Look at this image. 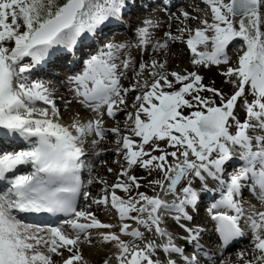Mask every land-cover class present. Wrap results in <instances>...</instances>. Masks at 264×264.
Listing matches in <instances>:
<instances>
[{
    "label": "snow or ice",
    "instance_id": "6c2138e0",
    "mask_svg": "<svg viewBox=\"0 0 264 264\" xmlns=\"http://www.w3.org/2000/svg\"><path fill=\"white\" fill-rule=\"evenodd\" d=\"M203 3L205 16L211 19H200L201 26L195 29L178 30L188 34L185 43L193 65L229 64L227 47L237 38L242 40L244 50L236 65L228 66L223 73L235 88L230 96L204 85L196 71L165 74L167 61L155 59L140 63L136 72L140 77L150 70L151 83L137 79L130 88H123L120 78L124 72L120 69H129L132 61H117L127 45L108 42L85 61L81 73L71 78L80 103L96 114L95 118L86 122L74 119L65 126L56 119L59 110L49 88L41 81H29L25 74L53 52L71 51L85 34H95L112 18H119L126 0H0V145L17 140L29 145L0 152V182L6 184L0 190V264H56L53 255L62 257L61 250L70 253L62 264H87L78 247L81 235L91 243V230L114 225L102 223L91 211L77 210L76 198L83 185L81 171L92 169L83 159L87 155L84 144L91 136V144L97 146L108 132L118 137L116 151L127 165L120 175L126 181L118 177L110 193L91 203L110 205L121 222L119 232L132 238L125 241L114 232L98 233L103 242H112L118 249L117 264H199L196 254L185 255L174 242L173 233L162 224L165 216L173 213L177 224L181 219L191 220L186 208L198 205L201 193L209 191L210 180L217 185L214 190L220 192L211 206L216 210L211 219L216 222L221 247L245 236L247 227L252 247L250 253L238 252L237 260L264 264V210L254 205L245 209L242 200L243 190L248 188L264 203V0ZM181 15L185 20L198 19L187 11ZM143 24L137 30L139 46L149 45L150 28L158 27L151 19ZM164 35L167 40L157 41L155 48L164 49L169 41L182 39V35L173 36L171 32ZM26 57L31 63L23 62ZM137 87L142 91L134 98L133 111H128L126 96ZM205 91L219 97L220 104L200 95ZM240 99L245 111L243 121L234 114ZM38 101L50 108L36 107ZM184 108L196 110L184 115ZM102 109L111 118L125 111V128L131 135L122 134L119 127L105 128ZM133 137L140 138L139 142ZM159 141H166L174 150L160 149ZM145 146H150L149 150ZM152 151L161 154L153 155ZM102 154L92 153L96 157ZM233 160L239 164L229 171ZM21 167H30L31 171L17 173ZM133 167L146 169L149 174L152 170L161 173V179L148 183L172 199L143 192L133 197L132 190L141 187L138 178L129 174ZM194 179L201 181L199 189L193 186ZM117 189L128 193L127 198L117 195ZM84 195L87 198L89 194ZM58 213L70 218L57 226L25 223L18 218L21 214ZM125 220L134 221L138 227L130 228ZM180 226L189 233L187 242L203 251L200 230ZM249 255L251 258H247ZM220 264L231 262L223 260Z\"/></svg>",
    "mask_w": 264,
    "mask_h": 264
},
{
    "label": "bare ground",
    "instance_id": "6f19581e",
    "mask_svg": "<svg viewBox=\"0 0 264 264\" xmlns=\"http://www.w3.org/2000/svg\"><path fill=\"white\" fill-rule=\"evenodd\" d=\"M162 1L163 0H126V7L124 8V10L126 12L130 11L131 18H132L131 24H134L136 27L140 28V27L144 26L143 22L145 20L151 19L153 21L154 25H158V27L150 28V32L152 35V41L149 45L139 46L138 45V36H134V34H133L130 37V36H126L124 34L127 32H126V28H125L124 24L120 21V19L122 18V14H121V16H120L121 18H112L110 20V22H108L104 26H102V28L100 30H98L95 34H92V33L85 34L81 39L78 40L77 44L74 46V48L71 51L60 49L58 51L53 52L52 55L47 57L39 65H36L29 72L30 77L31 78L33 77L34 80H36V81H37V79L41 80L42 78L43 79L45 78L44 80L49 81L48 82L49 85L53 84L54 87L49 89V91L50 90L52 91L51 95L58 93L59 96H61V98H62L60 103L57 102V105L61 106V108H62V106L64 105L63 102L68 101L67 105L64 106L62 109L63 112H65V115L71 116V115L78 114V113H84L90 119H94L96 114H94L90 109L85 108L81 103L75 101V93L72 89H70L69 84L65 85V83H62V82H59V83L56 82L55 83V81H57L61 78L56 74V72H58V71H54V69H55V67L63 68L62 69L63 71L72 73L73 70L80 63V60H78V58L83 56L87 50H89V51L92 50L91 51L92 55L95 54V52H96L95 49L98 48L100 43L106 44L108 42H113L116 44L127 45V47L122 50L123 54L119 57L117 63H120L121 61H123L125 59H131V61H132V65L129 69H126V70L123 68L120 69L121 71L124 72L123 77L125 78V80H124L125 84L123 83V85H128V87H129L130 81L133 80L132 82H134V79H135L134 77H136L137 67L139 66V64L144 62V61H147V60L151 61V59H150L151 56H156L157 58H154V59L158 60L159 62L167 61L166 66H168L169 68H174V67H176V64H179V68L176 70L174 69V71H176L177 73L186 74L187 72L196 71L197 74L202 76V77H205L209 73L213 72V71L210 72L209 70H207V68L213 69L214 66L217 67V66L225 65V64L210 65L207 67L203 66V65H193L190 61L192 58L191 52L185 53L183 51L181 52L179 50H174V48H173L174 46H168L167 48H164V49H157L154 47L157 41L163 42L162 39H164V37H165L164 34L166 32L172 33L174 31L175 27L177 29H180L177 27L180 25L183 26V28L188 27V28L195 29L197 22H200V19L207 17V16H205V12H206L204 9L205 5H202L203 0H173V1H171L172 4L169 7V9L171 8V10L172 9L174 11L176 10L175 15H173L171 13V16H172L171 18L168 17L170 15L168 13V11H165L162 7L160 8L158 6V3L160 5V3H162ZM167 2H168V0H167ZM178 4H179V8H177ZM152 5H154V6H152ZM182 6H184L182 8V10L189 12L190 17L195 16V17H198V19L189 18L188 20H185L183 18V16L181 15L182 10H178ZM150 8H153V10H150ZM142 10H145L147 13H149V12H151V13L150 14H146V13L142 14L141 13ZM126 17H128V15H126ZM175 17H181V19H182L181 23L177 26L175 25V22H174ZM113 33H115V34H113ZM177 33L181 34L183 37H188L187 33L182 34L179 30ZM135 35H137V33ZM165 40H167V39L165 38L164 41ZM233 42L234 41H232L226 49V50L229 49V51H227L228 56H229V61L232 59V57L234 55L239 54V53L242 54V51L244 50L241 46L240 49L236 50L234 48L233 51L231 52L232 49L230 47H231V44H233ZM168 43H169V45H171L170 42H168ZM199 50H201V51L204 50V46H202V45L199 46ZM208 50L211 51V45H210V47H208ZM23 62L24 63H31V59L26 57ZM180 69H182V71H180ZM74 71H76V70H74ZM203 71H205L206 73H203ZM50 75H53V76H50ZM50 77H52V78H50ZM48 78H50V79L48 80ZM150 79L152 80L151 76H150ZM169 79L172 80L174 78L169 76ZM59 81H62V80H59ZM132 82L130 85H132ZM55 85H56V91L53 90L55 88ZM176 87L178 88L179 85H176ZM133 91L129 92L126 96V102H127V106H128L127 110L128 111H132L131 107L128 104V101H129V98L131 97V94ZM36 104L38 105V102ZM55 104H56V102H55ZM43 105H45V104L42 103V105L37 106V107L43 108ZM102 111H104V110L102 109ZM123 117H124L123 120L122 119L118 120V118L112 120L105 113L103 116V121L109 120L110 124H108V125H111L112 127H114V125H117L123 132V130H128L127 128H125V123H124L125 119H126V115H124ZM142 118H144V117L142 116ZM129 124H130V122H129ZM109 141H113V140H111V139L109 140L108 137H105L104 140H102L100 142V144L97 146H93L91 144V141L88 142L87 144L91 148L90 151L97 152V149H99L100 147H102L104 144H106ZM136 141L139 142L138 137H136ZM9 145H11V144L6 143L3 145H0V148H3L4 146H9ZM112 152L116 153V155H117L116 158H118V159H119V157L122 156V154L118 153L117 151H112ZM107 155H108V153H107ZM110 159L111 158H109L108 161L111 163ZM235 161L236 160H233L232 163L228 165L229 171H231L229 169V167L233 166ZM97 163H98V160L96 161L95 164H97ZM115 165H118L120 167V168H118V171L122 170V168L127 167L126 162L122 166H120L118 163ZM136 169H137V167H133L132 169L129 170V173L134 172ZM100 170L101 169L98 170L97 167L92 169V171L98 172L97 174H99ZM84 172H86V170L82 171L83 180L86 179L83 176ZM89 176H88V178H89ZM142 178L145 179L144 177H142ZM108 179H111L110 176H108ZM119 179L126 181V177H123V176H121V178H119ZM94 184H96V181H94ZM94 184H93V186H94ZM106 184L107 183H105V185ZM198 184L199 185H197V182L195 180H193V186L194 187L200 188L201 181H199ZM112 185H113V183H111V186ZM94 189L95 188H93V190ZM208 189H209V191L201 193L197 206H189L187 208V210L193 208V215H192L193 219H196V218H194L196 216H198V217L200 216V214H198V212L200 210L202 211L203 208H204V210H206L205 206L202 207V205L204 204L203 203L204 200L205 199L207 200V198L210 197L211 195H214V194L216 195L218 193V190H214V189H217V185L215 184V182H212L211 180L208 183ZM248 191H249L248 188H245L243 190L244 193H246ZM135 192H136V189H133L131 192V195L133 197L136 196ZM117 195L124 197V198H127V196L129 194L119 190ZM219 195H220V192L218 193L217 197ZM78 200H79V203H80V200L83 201V199L80 198V194L78 196ZM217 200H213V201H217ZM209 203H211V202H209ZM212 204L213 203H211V205ZM82 205L84 207L88 208V209H83V210H90L91 211V207L89 208L88 205L85 206V204H83V203H82ZM251 205H254L257 210H264V203H262L261 201H257ZM104 210L105 209L103 207H99V205L94 206V208H92V211H95V213H97L99 216H103V217H105V211ZM215 211H216L215 209H211V207H210L209 208V212H211L210 214H209V212H201L200 221L201 220H204V221L207 220V221L200 228L198 226H196V227H198L197 229L200 230V236L202 234H205V236H207L206 233H208L209 236H207V237H209V239H210L209 241L213 242V244L215 242L218 243V246L216 247L217 250L215 251L216 255H212V252L210 251L211 255H208L205 258V260H206L205 264H211V263L220 264V262L223 260H228V261L232 262V264H237L236 263V262H238L237 256L236 257H234V256L229 257V255H226V253L229 252L230 250H233L236 246L242 245L243 240L245 241V237L243 236V237L239 238V242L237 244H233L232 246L223 250V248L221 247V244H220V238L215 231L216 222L211 219V216L215 213ZM195 212H196V214H195ZM135 214L136 213H133V215H135ZM230 214H232V213H230ZM173 216H174V213L166 215L165 219H164V223L162 224V226L166 227L170 232L173 233L175 243H179L180 245H183V246L184 245L190 246V243L188 244V242L186 240L189 233L183 232V231H181V229L179 230L176 221L173 219ZM111 219L112 218L109 215L107 217V220L111 221ZM193 219H192V221H193ZM124 223H128L130 225V228L138 227V225L134 221H131V220H125ZM41 226H43V225H41ZM186 227L188 228V225ZM211 227H213V233L210 230ZM189 228H193V227L191 226ZM248 230H247V228H245V235H247L248 233L251 235V231L250 230L248 231ZM141 231H144V229L142 227H141ZM98 232L109 233V232H112V230H110V229H107V230L98 229ZM180 233L184 235V237H182V239H180ZM118 234H121V233L119 232ZM212 234H214V235H212ZM146 235H148V234L146 233ZM120 236H121V239H123L125 241L132 239L131 237L125 236L123 234H121ZM217 237H218V240H217ZM157 239L159 240V238H157ZM199 242H201V241L199 240ZM104 245H105V248L101 247L100 249L99 248L97 249V244L95 246H87V247L83 246V252H82V248L80 249V252L85 256V258L90 259L91 264H104L105 260H108L109 264H117L115 254L117 253L118 249L114 246V243L109 242V243H105ZM245 247H246V249L242 252H249L250 253L251 249H248L249 245H245ZM193 249H194L193 251L197 252L195 247ZM61 251L63 252V255H65L64 254L65 250H61ZM68 255H70V254H67L66 256L68 257ZM66 256H64V257H66ZM247 258H251V256L249 255V257H247ZM53 260L56 262V264H62V260H59L58 255H53ZM238 264H243V261L238 262Z\"/></svg>",
    "mask_w": 264,
    "mask_h": 264
},
{
    "label": "rangeland",
    "instance_id": "374dc122",
    "mask_svg": "<svg viewBox=\"0 0 264 264\" xmlns=\"http://www.w3.org/2000/svg\"><path fill=\"white\" fill-rule=\"evenodd\" d=\"M164 4H165V0H163L162 3H160V5L158 3V6L160 8L162 7L165 11H168V13L170 14L168 17L171 18L172 17L171 16V13L173 15H175V13H176L175 11L176 10L174 11L173 9L171 10V8L170 9L169 8H165L163 6ZM202 5H205V4L202 3ZM152 6H154V5H152ZM183 7L184 6H182L178 10H182ZM204 7H205L204 9L206 11V5ZM177 8H179V4L177 5ZM150 10H153V8H150ZM141 13L142 14H145V13L146 14H150L151 12L147 13L145 10H142ZM206 18L209 19V20L211 19L210 18V15L207 16ZM131 19H132L131 18V13L128 14V17H125V21H127L128 23L126 24V27H125L127 33H124V34L126 36H130V37L133 34H134V36H137L135 34L137 33V30H138V27H136L134 24H131ZM181 21H182L181 17H179V19H176V17H175V21L174 22H175V25L176 26L179 25L181 23ZM199 26H201L200 25V22H197L196 27H199ZM177 27L178 28H183V26H181V25L180 26H177ZM177 32H178V29L175 27L174 31L171 34L173 36H181V34H179ZM113 34H115V33H113ZM165 38L167 39V37H164V39ZM187 38L188 37H183L182 36V39L175 40V41H169L171 43V45H169V43H168V46H174L173 47L174 50H179L181 52L182 51L185 52V53L190 52V50L187 48L186 43H185V41L187 40ZM164 39H162V40L164 41ZM242 44H243V42L239 38H237L236 40H234L233 44H231V47H230L232 49L231 52L233 51L234 48L236 50L237 49H240V47L242 46ZM104 45L105 44L100 43V45L98 46V48L95 49V51H96L95 54L100 49H102L104 47ZM209 47H210V45H209ZM91 51L92 50H90V52H88L87 54H84L82 56L79 65L74 69L76 71L73 70L72 73L71 72L63 71L62 70L63 68L55 67L54 71H58V72H56V74L61 78L59 80H62V81L57 80V81H55V83L56 82H58V83L59 82H62V83H65V85H68L69 84L70 85V89H72L74 91L76 85L74 84V82H72L71 78L74 77L75 75L81 73L83 71V69L85 67V61L92 55V52ZM226 51H229V49L226 50ZM95 54H93V55H95ZM239 54H241V53H239ZM239 54L234 55L232 57V59L229 61V64H227V65L217 66V67L214 66L213 69H208L207 68V70H209L210 72L211 71H213V72L212 73H209L208 75H206L205 77H203V81H202L203 84L206 85V86H208V87H213V88L218 89L220 92H222L225 95V97L230 96L235 91V88H234V85L233 84H231V83L228 82V78L225 77L223 75V73L226 71V69H227L228 66H235L236 65ZM154 58H157V57L156 56H151L150 59L152 60ZM144 63H150V61L147 60V61H144ZM178 68H179V64H176V67H174V68H169L168 66L165 65V69L163 71L167 74V73L173 72L174 69L176 70ZM138 70H139V66L137 67V71ZM149 71L150 70L146 69L142 76H140V77H137V76L134 77L135 78L134 79V82H132L133 80L130 81L129 87H128V85H123V83L125 84V81H124L125 78L123 76H121V78H120V85H121V87H123V88H130L131 87V85H130L131 82H132V84H134V83L137 82V79H139L141 83L145 79H147L149 81V83H151L152 80L150 79ZM157 71H160V69H157ZM180 71H182V69H180ZM203 73H206V72L203 71ZM25 75H27L28 78L30 77V73L29 72L26 73ZM50 76H53V75H50ZM50 78H52V77H50ZM50 78H48V80ZM44 79L43 78L41 80H38L37 79V81H41L43 83L45 82L44 83L45 86L48 87L49 89L54 87L53 84L52 85H49V83H48L49 81H46ZM29 81H36V80H34L33 77L32 78L30 77L29 78ZM53 90L56 91V85H55V88ZM141 91L142 90L139 87H137V89H135L132 92L131 97L129 98V101H128V104H129L130 107H131L132 103L134 102L135 96L137 94H139ZM51 93H52V91L50 90V94ZM74 93H75V91H74ZM200 95L201 96H204V97H209V98L215 99L216 104L217 105L220 104L219 97H213L212 93H210V92H206V91L205 92H201ZM51 97L56 102V108L59 110V116L56 119L62 125L68 126V125H70L73 122L74 119L75 120H79L80 122H86L88 119H90L84 113H78V114H74V115H71V116L70 115H65V112H63L62 109H63L64 106L67 105L68 101H64L63 102L64 105L61 108V106L57 105V102L60 103V101L62 100L61 96H59L58 93L57 94L55 93L54 95H51ZM186 98L191 99V97H186ZM247 99L248 100H251L252 97L250 95H248L247 96ZM80 100H81V98L78 97L75 94V101H77V102L80 103ZM242 105H243V99L238 100L237 106H236L235 111H234V114L241 121H243L245 119V111H244V108L242 107ZM44 107L50 108L49 105H44L43 108ZM103 110L106 113V109H103ZM193 110H196V109L184 108L182 111H183V114L184 115H188ZM132 111H133V109H132ZM124 115H126V112L125 111H120V112L117 113V115L115 116V118H111L110 117V119L114 120V119H117L118 118V120L119 119H122L123 120L124 119V117H123ZM103 122H104L105 128H109V129L110 128H113L111 125H108V124H110L109 123V120H104ZM114 127H118V126L117 125H114ZM233 131H234V129H233ZM122 134L131 135V132L129 131V129L128 130H123ZM105 137H108L109 140L111 139L113 141H109L106 144H104L102 147H100L99 149H97V152L102 151V153H103L99 157H96V156L92 155V153H94V152L93 151H90L91 148L87 144L88 142H90L93 139V137L90 136V137H88L85 140V144H84L85 152L88 153V154L86 155V157H83V159L85 160L86 164L90 163L92 165V169H94L95 167H97L98 170L99 169H101V170L99 171V174H97L98 172L92 171V169H91V172H89V170L86 168V172H85L86 174L84 175V178H86L85 179L86 181L83 180L82 196L80 197L81 199H83V201L80 200V203H79L80 205H79L78 210L88 209L87 207H84L82 205V203L85 204V206L88 205V207L91 204V212L97 217V219H99L102 223H107V224L114 225V227L109 228V229L112 230V232L118 234L119 233V231H118L119 230V225H120L121 222L119 221V218H118L117 213L110 208V205H99V207H103L105 209L104 210L105 211V217L99 216L97 213H95V211H92V208H94V206H98V205L92 204L91 201L93 199H100L102 196H104L106 194V192L107 193H110L112 191L111 183L115 184V183L118 182V177L121 178V175H120L121 170L118 171V168H120V167L118 165H115V164L118 163L120 166H122L125 163V161L123 160V157L122 156L119 157V159H118V158H116V156H117L116 153L115 152H112V151H116V148L118 147L117 144H116V140L118 139V137H116L115 134H113L111 132H108ZM133 139L136 140V137H133ZM158 143H159V148L162 149V150L169 151V152L174 150V149H172V148H170V147L167 146L166 141H159ZM145 147H146V150H149V147L150 146H145ZM151 147L154 148L155 145H152ZM107 153H108V155H107ZM152 154L153 155H160L161 152L160 151H152ZM109 158H111L110 159L111 160V163L108 161ZM171 159L172 158L169 157V161H171ZM97 160H98V163L95 164ZM238 164H239V162L238 161H235V163L233 164V166H230L229 169L232 170L234 167L238 166ZM108 169H112V171L109 172ZM89 173L90 174L92 173V174L90 175ZM129 174L130 175H133V176H136L138 178V181H139L140 185H141V187H139L138 189H136L135 194H137L138 192H143V193H145V194H147L149 196H155V195L159 194L161 196V198H163V199H166V200H168V199L171 200L172 199V196L171 195H165L164 194V191L161 190L159 187H157L155 185H152V186L149 185L148 181H150V180H156V179H161L162 178V174L159 173L157 170H152L151 174H149V171L148 170L142 169L140 167H137V169L134 172H131ZM88 176H89V178H88ZM108 176H110L111 179H108ZM141 176L144 177L145 179H143ZM90 179L93 181L91 184L88 183V181ZM194 180L197 182V185H199L198 184L199 181L197 179H194ZM84 181H85V183H84ZM94 181H96V184H94ZM101 181H103V183H101ZM105 183H107V184L105 185ZM183 183L184 182L182 181V184ZM93 184H94L95 187L93 186ZM182 184L177 186L178 189L182 186ZM92 187L95 188V189L93 190ZM197 189H199V188L197 187ZM118 191H119V189L116 190V193H118ZM84 193H88L89 194L87 198L85 197ZM218 193H219V191H218ZM217 195L218 194L211 195L210 197L207 198V200L205 199L204 202L202 201L204 203L202 205V207L205 206V209L206 210H204V208H203L202 211L200 210L198 212V214H200V216L199 217L198 216L194 217L197 220L196 219H193V218H192L193 221H192V219L191 220L181 219V221H180L181 223L177 224L179 230L181 229V231L186 232L185 227H181L180 226L181 224L182 225H185V226L188 225V228L191 227V226L193 228H198V227L200 228V227H202L203 224H205V222L207 220H205V221L204 220H201L200 221L201 212H209V208L212 206L211 203H215L216 202V201H213V200H217L218 198H220V195L218 197H217ZM242 200L244 202L245 209H247L249 205H251V204L259 201L256 198V194L253 193L250 190L248 192H246V193L243 192ZM209 202H211V203H209ZM85 211H90V210H85ZM186 211H188V214L189 215H191V216L193 215V208H191L189 210H187V208H186ZM210 213L211 212H209V214ZM195 214H196V212H195ZM109 215L112 218L111 221L107 220V217ZM196 226H198V227H196ZM245 228H247V227H245ZM96 230L97 229L91 230V241H92L91 243L86 242L84 240V236L81 235V241H80V243L78 245L79 250L82 248V252H83V246L84 247L85 246L86 247L87 246H95L96 244H97V249L98 248L100 249L101 247L105 248V245H104L105 242H103L100 239L99 235H98V233H101V232H98V230L97 231ZM103 230H107V229H103ZM210 230L213 233V227H211ZM247 230H248V228H247ZM206 234H207V236H209L208 233H206ZM118 235H121V234H118ZM212 235H214V234H212ZM207 236H205V234H202L199 237V240L201 241V242H199V244L201 245L203 251H201V249H198V248H195L197 250V252L196 251H193L194 250L193 249L194 246L191 243H190V246H185V245L183 246V245H180L179 243H177V244L181 248H183L185 250V252H184L185 255L191 256L193 254H196V256H197V258L199 260V264H205V261H206L205 258L208 255H211L210 251L212 252V255H216L215 251L217 250L216 247L218 246V243L217 242H215L213 244V242L209 241L210 239ZM182 237H184V235L180 233V239H182ZM244 237H245V241L243 240L242 245L236 246L233 250H230L229 252H227L226 255H229V257H231V256L236 257V254L238 252H242V251H244L246 249L247 246L245 247V245H249L248 249H251V247H252V244H251L252 236L248 233ZM217 240H218V238H217ZM117 252H118V250H117ZM204 252H207L208 254L207 255H204L203 254ZM64 254L65 255H63L62 257L60 255H58L59 260H62L64 258L66 259L67 258L66 255L67 254H70V253H68L65 250ZM64 256H66V257H64ZM83 257H84V260L87 262V264L88 263L91 264L89 258H85L84 255H83ZM238 262H240V261L238 260ZM238 262H236V263L238 264ZM211 264H213V263H211ZM231 264H232V262H231Z\"/></svg>",
    "mask_w": 264,
    "mask_h": 264
}]
</instances>
